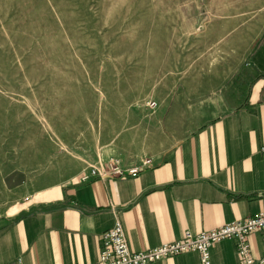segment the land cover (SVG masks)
<instances>
[{"label":"rangeland","instance_id":"374dc122","mask_svg":"<svg viewBox=\"0 0 264 264\" xmlns=\"http://www.w3.org/2000/svg\"><path fill=\"white\" fill-rule=\"evenodd\" d=\"M263 29L264 0H0V215L160 157Z\"/></svg>","mask_w":264,"mask_h":264},{"label":"crops","instance_id":"0c3cea01","mask_svg":"<svg viewBox=\"0 0 264 264\" xmlns=\"http://www.w3.org/2000/svg\"><path fill=\"white\" fill-rule=\"evenodd\" d=\"M240 79L171 109L174 144L136 176H81L50 199L0 215V264H95L102 235L121 222L132 252L264 213V29ZM239 80V81H241ZM241 83V84H242ZM264 257L263 235L249 237ZM212 264H241L236 244L211 247ZM156 264H201L187 252Z\"/></svg>","mask_w":264,"mask_h":264},{"label":"built area","instance_id":"2783aa9c","mask_svg":"<svg viewBox=\"0 0 264 264\" xmlns=\"http://www.w3.org/2000/svg\"><path fill=\"white\" fill-rule=\"evenodd\" d=\"M261 154L264 157V146L261 148ZM151 162L148 161L142 168H131L129 170L116 167L112 173H99L93 170L91 174L83 176L82 179L87 181L91 176L99 177L102 180L109 176H136L140 170L150 166ZM257 231L262 233L264 243V213L234 221L209 232L194 234L187 231L177 241L135 253L131 251L123 226L117 219L114 226L101 237L102 244L99 260L95 264H156L162 259L175 257L187 252L198 253L201 264H212L211 247L224 240L235 241L241 264H264V257L257 259L253 256L249 242V237ZM17 264L23 263L19 260Z\"/></svg>","mask_w":264,"mask_h":264}]
</instances>
